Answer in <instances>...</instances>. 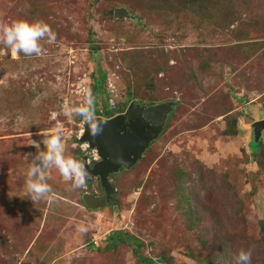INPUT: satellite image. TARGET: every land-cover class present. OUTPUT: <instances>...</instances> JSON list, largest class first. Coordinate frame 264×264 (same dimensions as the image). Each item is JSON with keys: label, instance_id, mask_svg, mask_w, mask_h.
<instances>
[{"label": "rangeland", "instance_id": "374dc122", "mask_svg": "<svg viewBox=\"0 0 264 264\" xmlns=\"http://www.w3.org/2000/svg\"><path fill=\"white\" fill-rule=\"evenodd\" d=\"M21 19L43 20L56 41L30 57L0 43V264H145L135 249L154 264H235L242 248L264 264L253 154L264 129L257 142L252 130L264 120V0H0V23ZM97 69L96 117L168 104L162 130L109 178L103 207L82 201L97 180L73 188L56 168L45 170L52 199L34 203L25 182L41 132L60 125L66 154H91L66 106L84 103ZM115 232L142 244L108 245Z\"/></svg>", "mask_w": 264, "mask_h": 264}, {"label": "clouds", "instance_id": "9594fccd", "mask_svg": "<svg viewBox=\"0 0 264 264\" xmlns=\"http://www.w3.org/2000/svg\"><path fill=\"white\" fill-rule=\"evenodd\" d=\"M48 44L55 43L56 34L43 20L29 22L27 20H16L9 23H0V43H3L15 56L23 53L25 56H41L44 52L41 41ZM66 110L83 117L89 125L93 137L99 135L104 126V121L96 117L94 97L89 93L83 104L75 107L66 106ZM44 137L42 143L46 151H39V144H35L38 154L29 168L25 182V189L30 199L35 203L40 200L52 199V188L47 183L45 170L56 168L65 181H71L73 188H81L86 184L90 173L87 171L83 161L71 154H66L63 129L57 125L50 133L41 132ZM81 231H86L80 226ZM252 250L240 249L234 257L235 264H251Z\"/></svg>", "mask_w": 264, "mask_h": 264}, {"label": "water", "instance_id": "95a60500", "mask_svg": "<svg viewBox=\"0 0 264 264\" xmlns=\"http://www.w3.org/2000/svg\"><path fill=\"white\" fill-rule=\"evenodd\" d=\"M169 110L168 104L144 106L131 102L123 113L109 119L97 117L106 123L102 132L95 137L91 135L89 125L84 124L83 133L78 140L94 150L98 158L90 166L87 155L81 160L90 173L86 182L97 180L104 192L103 196L84 193L82 201L88 208L103 207L111 195H115L116 191L109 181L110 176L135 165L160 134ZM263 129L264 120L252 124L255 142L259 140Z\"/></svg>", "mask_w": 264, "mask_h": 264}, {"label": "trees", "instance_id": "16d2710c", "mask_svg": "<svg viewBox=\"0 0 264 264\" xmlns=\"http://www.w3.org/2000/svg\"><path fill=\"white\" fill-rule=\"evenodd\" d=\"M192 1H200V0H192ZM97 72H98L97 79H94L92 86H91V95L94 97V103H97V101H96L97 95L100 96L103 94L102 83L105 81V78H106L104 72H102L99 69H97ZM128 102L129 101H126L124 104V107L120 111H118L117 113H122L124 111V108L128 105ZM95 113H96V116H100L99 110L95 109ZM101 113H103V112H101ZM103 114H104V118L109 119V118L113 117L116 113H114L113 110L107 108V109H105ZM253 154L257 155L259 157L256 163L260 167V169H262L264 171V142L259 144V146H257V144H256L255 151H253ZM114 175L115 174L111 175L110 178ZM113 235H114V237L108 238V242H109L108 245H111V243H110L111 238H113L115 240H120L122 242L130 241L131 243L135 244L136 247H140L142 244L138 238L133 237V236H129V235L122 236L123 234L120 232H115V233H113ZM115 236H116V238H115ZM134 253L136 254V257L141 262H143L145 264H154V261L152 259L141 257L139 255L137 249L134 250ZM160 262L164 263V261L162 259L160 260Z\"/></svg>", "mask_w": 264, "mask_h": 264}, {"label": "built area", "instance_id": "2783aa9c", "mask_svg": "<svg viewBox=\"0 0 264 264\" xmlns=\"http://www.w3.org/2000/svg\"><path fill=\"white\" fill-rule=\"evenodd\" d=\"M83 127H84V124H83V126L81 127V129H79V131H78V136H77V138L79 139L80 137H81V135H82V133H83ZM82 150L83 151H85L86 153H88V145L86 144V143H83L82 144ZM98 160V158H97V156H96V153H95V151L94 150H92L91 151V154H90V156H89V158H87V163L88 164H92L93 162H95V161H97Z\"/></svg>", "mask_w": 264, "mask_h": 264}, {"label": "flooded vegetation", "instance_id": "af4514ba", "mask_svg": "<svg viewBox=\"0 0 264 264\" xmlns=\"http://www.w3.org/2000/svg\"><path fill=\"white\" fill-rule=\"evenodd\" d=\"M97 182H98V181H97ZM95 194L98 195V196H103V195H104V192H103V190L101 189V192H100V193L96 192ZM107 204H111V203L108 202Z\"/></svg>", "mask_w": 264, "mask_h": 264}]
</instances>
